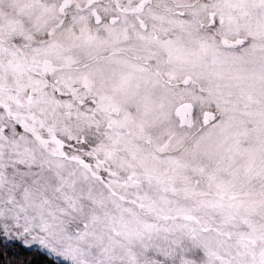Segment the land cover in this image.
Masks as SVG:
<instances>
[{
  "label": "snow or ice",
  "instance_id": "snow-or-ice-1",
  "mask_svg": "<svg viewBox=\"0 0 264 264\" xmlns=\"http://www.w3.org/2000/svg\"><path fill=\"white\" fill-rule=\"evenodd\" d=\"M0 264H264V0H0Z\"/></svg>",
  "mask_w": 264,
  "mask_h": 264
}]
</instances>
